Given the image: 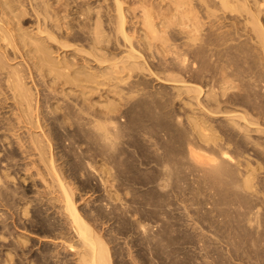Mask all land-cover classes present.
Here are the masks:
<instances>
[{"label": "bare ground", "instance_id": "1", "mask_svg": "<svg viewBox=\"0 0 264 264\" xmlns=\"http://www.w3.org/2000/svg\"><path fill=\"white\" fill-rule=\"evenodd\" d=\"M101 1L0 0V264H264V0Z\"/></svg>", "mask_w": 264, "mask_h": 264}, {"label": "rangeland", "instance_id": "2", "mask_svg": "<svg viewBox=\"0 0 264 264\" xmlns=\"http://www.w3.org/2000/svg\"><path fill=\"white\" fill-rule=\"evenodd\" d=\"M92 1V0H91ZM94 2V4H100V3H102L103 1H101V0H93ZM97 1H99V2H97ZM28 17V16H27ZM29 18V17H28ZM30 18H32L30 21H31V23L33 24H31L30 22L28 23V24H26V26L24 25V28H27L28 29V27H30V25L31 26H36V24H35V21H34V16H31ZM29 18V19H30ZM34 21V22H33ZM12 51V50H11ZM19 56H17L16 57V55H11V59H13V58H15V60H12V64L14 65L15 64V66L17 65V62H18V64H19V61L20 62H22V59L19 57ZM15 61V62H14ZM20 66V65H19ZM154 83L155 84H159V83H157V82H160V81H158L156 78H154ZM30 85V84H29ZM100 87V89H102V88H104V86H99ZM102 91V90H101ZM103 92V91H102ZM101 93V92H100ZM98 95V96H97ZM113 95V94H112ZM96 97H95V100H97L96 98H99V94H96L95 95ZM112 98V97H111ZM99 100V99H98ZM9 102V101H8ZM11 102V101H10ZM8 110V109H7ZM7 115V114H6ZM1 125V124H0ZM1 133H2V131H1ZM0 133V134H1ZM1 140H6V139H1ZM7 142H8V140H6ZM6 141H3L4 142V146L2 145V141H0V143H1V145L3 146L1 149H0V166H1V168H0V170H1V173H3V174H7V173H9V174H11L9 177L11 178V176H12V180L13 181H11V179L7 176L6 178L8 179L7 180V182H8V184L10 185V187L12 188V186H13V184H12V182L15 184L14 186L16 187V188H14V189H17V187L19 188V187H21V189L22 188H27L30 192L28 193V195L30 196V198H33L38 192H36V191H38V190H43L42 189V184H38V185H34V181L36 180V181H38L37 180V178L34 176L33 178L34 179H31V180H33V185L31 184V180H30V178H32V177H29L30 176V173H25V171L24 172H22L23 170L21 169V170H19V172L17 171L18 169H20V168H22V161H21V164L19 163L18 164V161H16L17 160V158L14 160V161H12V160H10V159H8L7 157H6V155H5V147L6 146H8L7 144H6ZM1 145H0V147H1ZM17 148V145L15 144L14 145V147L13 148ZM15 148V149H16ZM3 149V150H2ZM1 150H2V152H1ZM4 154V155H3ZM5 156V157H4ZM33 157V156H32ZM3 160H2V159ZM6 158V159H5ZM20 158V157H19ZM34 158V157H33ZM33 158H31V159H33ZM6 160H7V162H9V165H10V167L9 168H11L10 169V171L11 172H13V170H14V172H15V175H16V171L18 172L17 173V175H19L18 176V178H17V175H16V177L14 176V174L13 173H11V172H7V168H8V163H6ZM10 160V161H9ZM11 161H12V163H11ZM2 162L3 163H5V164H3V165H1L2 164ZM17 164H16V163ZM13 165V166H12ZM14 165H15V169H14ZM20 165V166H19ZM5 168H4V167ZM13 167V168H12ZM20 167V168H19ZM4 169H6L5 171H4ZM20 172H22V173H20ZM13 174V175H12ZM24 174H26L25 176H24ZM24 176V177H23ZM16 179H15V178ZM20 177V178H19ZM26 177V178H25ZM23 178H25V179H23ZM10 179V180H9ZM26 179H28V180H26ZM30 180V181H29ZM26 181V182H25ZM10 182V183H9ZM17 182H18V184H17ZM19 182L21 183V186H19L20 184H19ZM23 182V183H22ZM24 182H25V185H26V187H24L25 185H23L24 184ZM30 183V184H29ZM12 185V186H11ZM23 185V186H22ZM30 186V187H29ZM38 186V187H37ZM32 187V188H31ZM39 188V189H38ZM21 189H18V191L19 190H21ZM31 189V190H30ZM34 190V191H33ZM36 190V191H35ZM80 193H82V192H80ZM101 193V194H100ZM103 193V194H102ZM38 195V194H37ZM36 195V196H37ZM83 195V194H82ZM81 195V196H82ZM89 195V196H88ZM90 193H87L86 195H84V196H82V197H84V198H82V200L81 201H79L80 202V204L82 205V206H84V207H86V204L87 203H89V205L91 204V203H93V200H94V198L95 197H97V195H104L103 196V198L105 197V193H104V191L102 190L101 192H99V193H97V194H95V196L94 195H91ZM86 196V197H85ZM94 197V198H93ZM35 198V197H34ZM107 198V197H106ZM86 199H87V202H86ZM90 199H91V201H90ZM83 201V203H81ZM89 201V202H88ZM117 202H118V200H117ZM121 201H119L118 203H116V202H114L115 204H114V206L116 207L117 206V208H119V207H121L120 205L123 203V202H125V200L123 201V202H121ZM86 203V204H85ZM102 203H103V206H104V203H106V200H102ZM97 204H99V202L97 203ZM118 204V205H117ZM20 205V207L22 206V204H19ZM88 205V204H87ZM89 205H88V207H89ZM87 207V208H88ZM171 207V208H170ZM176 207H179L178 205L176 206ZM104 208H106L105 206H104ZM109 208V207H108ZM174 207L173 206H169V210L170 209H173ZM108 210V209H107ZM166 210H168V207H166ZM168 210V211H169ZM179 211V212H178ZM174 212V215L175 216H178V215H181V216H183V214L182 213H184V211L182 210V209H177V211H173L172 210V213ZM177 212V213H176ZM176 213V214H175ZM56 215V214H55ZM55 215H54V217H55ZM58 215V214H57ZM57 215H56V217H57ZM163 216H164V214H162ZM163 216H159L160 217V219H158V221L157 220H150V221H152V222H150V224H152L151 226L155 229V228H157V226H159V225H161L162 224V221H161V219L163 218ZM107 218V217H106ZM106 218H102V220H104V219H106ZM108 219V218H107ZM106 219V221H103L102 222V220H100V222H99V226H98V230H99V233L102 235H105V237L107 238V236H108V233H113L112 235H113V237L114 238H117L118 236H120V237H118V238H120L119 240H116V243H115V239H114V241H112V243H109V241H107L106 240V243L108 242L109 243V245H107V246H109L110 247V252H111V255H112V260L114 261V264H116V262L118 263L120 260H123L122 258V256H124L125 254V256L127 257V258H125V256H124V261H125V264H131L132 262H134V261H137V259H136V256L137 255H135V256H133L134 254H137V251L139 250V247L138 246H136V245H134L130 240V242L128 241V239H130L131 238V234H125L124 236H122L121 234H116V233H114L112 230L114 229V228H116L117 227V224L113 221V220H111V219H108L107 220ZM164 219V218H163ZM184 219H186V217L184 216ZM165 220V219H164ZM108 221V222H107ZM113 221V222H112ZM156 221V222H155ZM160 221H161V223H160ZM106 222V223H105ZM180 222H182V221H180ZM109 223V224H108ZM113 223V224H112ZM188 223H190V222H188ZM101 224V225H100ZM105 224V225H104ZM108 224V225H107ZM154 224V225H153ZM100 226H102V229L103 230H101V227ZM103 226H104V228H103ZM109 226H111V227H109ZM115 226V227H114ZM155 226V227H154ZM109 231H108V230ZM112 229V230H111ZM105 230V231H104ZM107 230V231H106ZM104 231V232H103ZM36 233H35V242L37 243H35L36 245H35V248H36V252H40L41 251V249H42V247L44 246V245H48L49 247H51L52 249H57V247H55L56 245L54 244V242L52 243V241L53 240H51V239H53V237H48V235L46 236V235H44V234H40V233H38L37 231H35ZM40 234V235H39ZM114 234H115V236H114ZM107 235V236H106ZM118 235V236H117ZM127 235V236H126ZM42 236V237H41ZM117 236V237H116ZM128 236H130V237H128ZM104 237V236H103ZM104 237V240L106 239ZM123 237V238H122ZM39 238V239H38ZM44 239V241H45V243H43L44 241H42L43 239ZM50 239V240H47V239ZM46 239V240H45ZM125 239V240H124ZM127 239V240H126ZM37 240V241H36ZM120 240H122L123 242H121ZM42 241V242H41ZM117 241H119L118 243H117ZM126 241V242H125ZM51 242V243H50ZM124 243V244H121V243ZM42 243V244H41ZM107 243V244H108ZM115 244V246H113L114 244ZM131 243V244H130ZM50 244H52V245H50ZM110 244H112V246H110ZM121 244V245H120ZM127 244L129 245V247L127 246ZM41 245V246H40ZM53 245H55V246H53ZM125 247H124V246ZM38 246V247H37ZM118 246V247H117ZM121 246V250H118V248ZM132 246H135L134 248H132ZM41 249H40V248ZM126 247H128V248H126ZM122 248H124V249H122ZM130 248H131V250H130ZM189 248H190V250H189ZM120 249V248H119ZM128 249L129 251H126V250ZM134 249V250H133ZM138 249V250H137ZM186 249H188V251H192V249H194L195 251H197L198 249L197 248H194V247H187ZM197 249V250H196ZM39 250V251H38ZM113 250V251H112ZM115 250V251H114ZM125 250V251H124ZM133 250V251H132ZM63 252H64V255H66V258H69L68 259V261L70 260L71 261V263L70 264H72L73 263V260L74 261H76L77 259H78V254H77V251H75V252H73L72 253V251H69V250H67V249H63L62 250ZM66 251V252H65ZM119 251H121L122 253H119L120 255L121 254H123V251H124V254L121 256V257H117V256H120V255H118L117 254V252H119ZM135 251H136V253H135ZM71 252V253H70ZM127 252H129V254L127 253ZM132 252V253H131ZM133 252H134V254H133ZM197 252H200V251H197ZM68 253V254H67ZM115 253V254H114ZM191 253V252H190ZM71 254H73L72 255V257L70 256ZM75 255V256H74ZM117 255V256H116ZM78 256V257H77ZM113 256H115V258L113 257ZM128 256H129V258H128ZM182 256V255H181ZM200 256H201V254H200ZM131 257H133V258H131ZM117 258V259H116ZM120 260H119V259ZM134 259L133 261L131 260V259ZM126 259L127 260H129V261H127V263H126ZM57 260V262L56 263H60L59 261V257L58 258H55L54 259V261H56ZM199 262H201V260L200 259H197ZM197 260H192L193 262H191V260H190V264H193L194 262H195V264H199V262L197 261ZM129 262V263H128ZM198 262V263H197ZM233 263H235L236 264V262H233ZM237 263H238V261H237ZM73 264H77V261L76 262H74ZM132 264H134V263H132ZM207 264V263H206Z\"/></svg>", "mask_w": 264, "mask_h": 264}]
</instances>
